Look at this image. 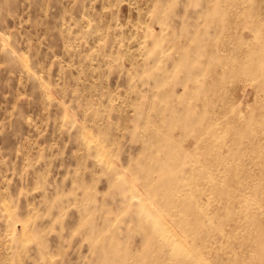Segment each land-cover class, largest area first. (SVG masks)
Returning a JSON list of instances; mask_svg holds the SVG:
<instances>
[{"label": "rangeland", "instance_id": "rangeland-1", "mask_svg": "<svg viewBox=\"0 0 264 264\" xmlns=\"http://www.w3.org/2000/svg\"><path fill=\"white\" fill-rule=\"evenodd\" d=\"M0 264H264V0H0Z\"/></svg>", "mask_w": 264, "mask_h": 264}]
</instances>
